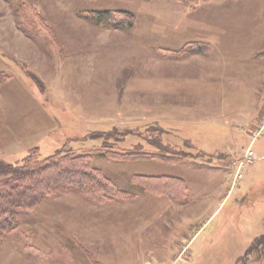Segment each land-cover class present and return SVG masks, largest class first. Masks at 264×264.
<instances>
[{
  "label": "rangeland",
  "instance_id": "obj_1",
  "mask_svg": "<svg viewBox=\"0 0 264 264\" xmlns=\"http://www.w3.org/2000/svg\"><path fill=\"white\" fill-rule=\"evenodd\" d=\"M0 80V264H264V0H0ZM55 154L106 193L12 177Z\"/></svg>",
  "mask_w": 264,
  "mask_h": 264
},
{
  "label": "trees",
  "instance_id": "obj_2",
  "mask_svg": "<svg viewBox=\"0 0 264 264\" xmlns=\"http://www.w3.org/2000/svg\"><path fill=\"white\" fill-rule=\"evenodd\" d=\"M98 21L102 22L103 20L102 18H99ZM3 83V80H0V86H2ZM157 149L159 154L149 157L152 160H161L168 163L180 160L179 156L166 152L162 147ZM65 157L59 156L58 154L50 156L44 160L42 168L39 170L35 169L34 171H28V168L24 171L21 166H12L11 175L12 177L18 175L19 182L21 183L28 181L29 185L31 184V186L27 188L30 194L40 193L41 191L47 190L53 186L49 185L52 178L55 179L53 180L54 182L62 180L63 184L66 182L71 184L73 181L77 180L80 181L79 186H83L88 192H90V190H101L106 193V189L108 187L107 185L110 182L104 174L98 172V170L92 169L87 162L82 161V158L73 157L68 159ZM112 158L118 161H124L125 159H143L142 157L138 158L129 152H125L122 157L114 156ZM132 181L136 182L141 189L146 192L164 195L175 201L183 202L184 199L182 198L186 196V192H184V190H186L184 183L176 177L134 176L132 177ZM253 242L254 244L258 243V245L262 246L264 250V234L256 238ZM251 246H253V244L246 249L245 256L248 255V251ZM258 260L264 263V257H258Z\"/></svg>",
  "mask_w": 264,
  "mask_h": 264
},
{
  "label": "crops",
  "instance_id": "obj_3",
  "mask_svg": "<svg viewBox=\"0 0 264 264\" xmlns=\"http://www.w3.org/2000/svg\"><path fill=\"white\" fill-rule=\"evenodd\" d=\"M192 56H193L194 59H198V60L204 58V57H202V56H200V55H198V54H193ZM205 57H206V56H205ZM253 162H254V160H253ZM253 162H252V164H253ZM252 164H250V165H252ZM250 165L245 166V168L243 169L242 175H241L240 179L237 180L236 184H234V182H233V174H229L228 171L224 172V173H223V175H224L223 177H224V184L226 185V188H225V189H226V190L230 189V193L233 192V190H234L236 187H232V188H231V185L233 184V185H235V186H238V183L241 182L242 179H243V176H244L245 170H246ZM219 209H220V207H219V208L213 213V215L210 217V219H211L213 216H215V215L217 214V212L219 211ZM210 219H209V220H210Z\"/></svg>",
  "mask_w": 264,
  "mask_h": 264
},
{
  "label": "built area",
  "instance_id": "obj_4",
  "mask_svg": "<svg viewBox=\"0 0 264 264\" xmlns=\"http://www.w3.org/2000/svg\"><path fill=\"white\" fill-rule=\"evenodd\" d=\"M251 157H252V152L248 151L247 154L244 155L241 159L233 162L237 169V171L233 173V182L240 179L245 166L252 164L253 159Z\"/></svg>",
  "mask_w": 264,
  "mask_h": 264
}]
</instances>
